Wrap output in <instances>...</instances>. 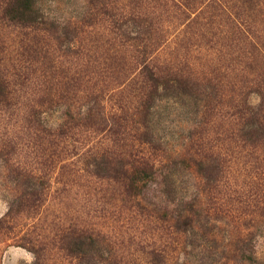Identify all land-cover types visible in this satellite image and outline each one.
I'll list each match as a JSON object with an SVG mask.
<instances>
[{"label": "rangeland", "instance_id": "1", "mask_svg": "<svg viewBox=\"0 0 264 264\" xmlns=\"http://www.w3.org/2000/svg\"><path fill=\"white\" fill-rule=\"evenodd\" d=\"M169 1L162 6L160 0H41L48 19L60 24L45 36L10 26L0 8V74L14 75L19 83L0 105V264H155L146 253L154 247L171 249V242L178 246L172 262L167 251L169 259L158 264H264V217L250 219L264 204V196L257 194L264 162L256 154L246 156L247 149L241 153L238 145L264 142V134L233 107L234 82L242 76L236 75V55L227 54L232 51L228 38L216 35L222 23L200 19L191 24L195 14L178 7L182 0ZM136 9L142 10V24L130 21L122 31L157 34L156 63L166 70L178 67L192 79L194 90L160 88L146 121L158 170L129 220L131 203L117 182L93 175L90 153L91 147L108 148L118 139L111 140L108 129L95 134L81 128L88 110L84 102H48L36 108V115L30 105L66 83L74 91L82 78L97 90L111 82L119 92L114 107L121 112L128 106L136 93V85L129 83L132 52L123 45L126 34L112 31L110 20ZM75 24L82 26L79 34L68 29ZM257 66L248 62L247 79ZM259 70L264 76V66ZM260 100L257 94L249 97L252 106ZM64 123L66 130L71 126L68 133L48 130ZM114 128L125 131L119 121ZM199 156L207 160L203 166ZM181 159L184 165L176 162ZM22 168H34L35 177L19 175ZM35 191L43 194L39 205L21 203ZM206 206L248 216L241 227L245 248L250 252L254 246L252 260L238 250L242 222L207 216ZM173 226L182 232L178 238ZM78 234L85 244L72 253L67 241Z\"/></svg>", "mask_w": 264, "mask_h": 264}, {"label": "trees", "instance_id": "2", "mask_svg": "<svg viewBox=\"0 0 264 264\" xmlns=\"http://www.w3.org/2000/svg\"><path fill=\"white\" fill-rule=\"evenodd\" d=\"M160 2H163L161 3L162 6H168L170 1L160 0ZM178 2V7H180V9L185 7L192 14H195L193 18H190L191 24L197 23L200 19L208 20V24L212 22H218L219 25H221L220 23L223 24L219 32H216V35H223L222 37L228 38L227 44L231 46L233 53L231 51L227 52V54L236 55L235 58L239 65L237 66L238 72L236 75L237 77L242 75L234 82L233 107L240 119L249 117L252 120V124L257 125L259 131L262 129L264 134V76L259 70V67L264 66V0H182ZM0 8L3 18L8 21L10 26L26 29L29 33H34L35 35L40 33L45 36L53 29H57L60 26L58 22L48 19L42 10L41 0H0ZM198 9L200 10L197 11ZM205 14H207V16H205ZM142 15V10L136 9L134 11L132 10L126 18L116 19L113 17V19L110 20L112 31H119L122 34H126L127 39L123 45L126 47L128 46L127 48L132 52L128 60L129 68H131L132 72L129 83L131 85H136V93L133 94L134 98L129 100L128 106H121V108H123L121 112L114 107V102L119 92L115 87L109 86L111 82L106 86L103 83L100 90H97L94 89L92 84H89L91 80L82 78L76 82L77 86L74 91L71 88L72 85L66 83L61 88L57 87L54 92L49 93L47 98L42 97L41 100L34 99V102L30 105V108L34 109L32 112L33 115H36V108L44 106L48 102H60V100L68 98L76 99L78 104L84 102L88 105V110L84 115L86 121L81 124V128L85 127L84 129L88 131L91 130V132L95 134H99L108 129L112 133V135H110L111 140L112 137L118 139L112 140L113 144L108 146V148L106 146L101 148L91 147L90 153L95 168L93 175L97 178H108L117 182L121 187L122 193L127 197V201L131 203L126 212V217H128L129 220H131L130 214L132 211H134L136 206L140 205L139 199L143 189L150 181L155 179L158 170L157 161L159 158L158 154L154 152L156 146L146 123L147 118L151 114L150 111L154 106V100L160 97L159 90L161 87L167 90H194L192 79L184 76L178 67L171 66V70H166L156 63L158 55H155V50L157 49L155 46L161 43V40H155L157 34L144 36L143 34L145 33L142 32V30H138L135 36H133L130 31L125 32L126 29L124 32L122 31L123 27H128L130 21L137 23V25H139L140 21V24H142L144 20ZM214 17H218V21ZM90 18H92V15ZM120 21H125V24L122 23L120 26H115L116 23ZM85 23L92 25L89 21ZM207 23H204V25ZM72 28L78 34L82 31V26L76 24L73 27L69 26L68 29ZM69 31H65V33L69 34ZM199 35L207 37L208 33H200ZM161 38L162 37L159 39ZM248 62H254L258 64V66L255 71L252 72L254 76H250V78L247 79L244 70ZM240 65H242L243 68H241ZM80 66L82 67V64H80ZM82 70L83 69L79 70L80 75L82 74ZM15 80L16 78L14 75L8 76L4 73L0 74V105L9 101L12 93H14L13 87L19 84ZM104 82L106 83V80H104ZM246 88L248 89L245 91ZM71 92H74L73 96H69ZM251 94L260 96L261 100L258 105L252 106L249 103ZM118 121L124 125V132H121V130L117 128H114L112 132V127L118 124ZM42 124L44 123L39 119V125ZM65 128H68V126H65L64 123L54 130H51L52 128L48 130L55 134H65L68 133L71 126L67 130ZM121 133L123 136L120 138ZM259 139L262 138L259 137ZM120 140H122V144H117V141L120 143ZM238 145L240 146L241 153L247 149L246 156L248 154L250 156L256 154L257 159L264 162V153L262 152L264 151V142L256 143L254 141L252 144L240 141ZM204 158V156H199V166H203L206 163L207 160ZM194 160H197V158ZM185 161V159H181L176 162L184 165ZM16 169L19 170L18 167ZM22 169L23 170L18 172L19 175L21 174L23 177H35L36 173L34 172V168L29 170L28 168ZM261 185L262 188L259 193H257L260 197L264 196V182H262ZM30 194L31 198L24 196L21 199V203H27L31 207L39 205L36 201L41 199V195H43L42 192L35 191ZM197 196L199 197L200 194ZM191 203L192 199L186 201L185 205L189 206ZM13 210L14 206H11L7 214L8 217L11 216ZM204 210L206 215L210 217L222 214L227 218H232L235 222H242V225L239 224L238 226L240 230L239 242L241 243V247L238 248V250L242 255L248 253L247 259L252 260L255 252L254 246L252 245L250 247V252L245 248L246 239L241 227L246 226L243 222H247L248 216L240 211L235 212V210L231 208L219 209L217 207L206 206ZM250 216L251 222L255 221V219H259V217H264V204L261 207L258 206L257 209L250 213ZM173 227L177 232L176 234H178V238L182 232L177 230L175 226ZM67 243L69 245V250L75 253L77 250H83L82 246L85 244V241L82 238V234H78L77 237L74 236L67 241ZM168 249L169 248L160 249V247H154L146 254L149 256L150 262L158 264L161 261L169 259L170 255L167 251H171L172 262V256L178 249V246H175V244L171 242V249ZM163 256L165 258H163ZM128 264L134 263L128 262Z\"/></svg>", "mask_w": 264, "mask_h": 264}, {"label": "clouds", "instance_id": "3", "mask_svg": "<svg viewBox=\"0 0 264 264\" xmlns=\"http://www.w3.org/2000/svg\"><path fill=\"white\" fill-rule=\"evenodd\" d=\"M3 207V205L2 204H0V208H2Z\"/></svg>", "mask_w": 264, "mask_h": 264}]
</instances>
